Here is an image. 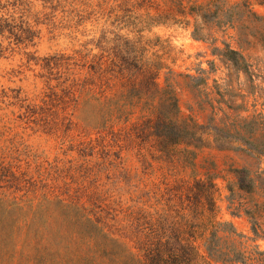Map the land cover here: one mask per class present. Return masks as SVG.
I'll use <instances>...</instances> for the list:
<instances>
[{"label":"rangeland","instance_id":"1","mask_svg":"<svg viewBox=\"0 0 264 264\" xmlns=\"http://www.w3.org/2000/svg\"><path fill=\"white\" fill-rule=\"evenodd\" d=\"M157 3L160 0H0V264H118L107 248L84 235L72 207L41 198L64 182L75 187V178L92 184L94 172L99 188L108 189L112 198L121 193L123 200L134 198L139 191L131 188L127 193V177L121 168L108 170L107 163H100L104 149L121 150V165L131 176L143 175L144 183H148L143 191L152 186L162 189L165 182L173 186L189 177L190 167L171 163L155 149L154 139L141 143L122 137L117 145L103 131L107 144L104 148L102 140H96L101 139L96 130L84 127L80 112H73L72 96L65 90L66 78L70 72L80 79L92 75L91 64L98 60L103 68H113L101 81L107 89L111 85L113 90L118 89L129 79L142 89L152 86L146 71H136L129 77L127 71L118 72V63L111 64L112 50L120 42L118 36L136 40L146 57L161 61L155 83L164 85L169 69L181 74L172 82L182 117L191 116L202 125L213 119L212 124H219L223 111L236 114L228 108L231 104L243 106L237 111L241 118L254 111L264 113V79L234 71L212 51L209 42L191 37V25L183 19L151 20L149 16L162 11ZM256 10L264 12L261 7ZM124 45L121 42L122 48ZM247 53V63L251 64L248 72L264 74V52L256 48ZM187 74L203 77L204 82L191 89L187 84L192 80ZM228 75L230 92L222 97L219 93L224 91ZM205 98L211 99L214 109L202 103ZM203 132L211 142L210 131ZM90 140L94 145L92 154L90 147L85 148ZM138 150L151 152L147 154L150 167L145 169V163L139 161ZM83 152L86 155H81ZM80 163L87 164L88 170L75 173L69 168ZM9 167L19 175L18 181ZM243 167L260 171L264 169V158L239 149L219 150L212 143L196 159L200 175L207 171L217 176L218 209L212 219L229 220L239 231L248 233L246 217L232 214V208L227 207L229 192L225 188L227 181L235 180L230 170ZM180 197L183 201V194ZM179 202L175 198L174 203ZM208 227L200 228L193 237L201 255ZM257 243L264 249V241ZM197 264L218 263L204 255Z\"/></svg>","mask_w":264,"mask_h":264},{"label":"trees","instance_id":"2","mask_svg":"<svg viewBox=\"0 0 264 264\" xmlns=\"http://www.w3.org/2000/svg\"><path fill=\"white\" fill-rule=\"evenodd\" d=\"M157 5L162 11L149 16L151 20L156 22L164 17L179 22L183 19L191 25V37L209 42L212 51L234 71L242 70L248 78L264 79V74L248 72L251 64L247 63L250 58L247 52L256 48L264 52V12L256 10V7L264 9V0H160ZM117 38L120 42L112 50L111 64L117 66L118 63V72L126 74L127 71L129 77L136 71H146L152 86L142 89L127 77V83L121 82L118 89L113 90L114 85L107 89L101 81L113 68H103V62L98 60L91 64L92 75L80 79L70 72L66 78L65 90L72 96L73 112H80L77 117L84 127L96 130L101 138L96 140H102L100 145L104 148L107 144H104L103 131L117 145L122 137L130 141L138 139L141 143L154 139L155 149L167 156L171 163L190 167L189 177L173 186L165 182L162 189L152 186L143 191L148 183H144L143 175L131 176L121 165L124 163L121 150L111 152L104 149L100 163H107L108 170L110 167L121 168L120 172L127 177V193L131 188L134 192L139 191L134 198L123 200L122 193L112 198L108 189L99 188L97 172L93 173L92 184L75 178L72 180L75 187L64 182L58 189L53 187L44 192L41 198L72 207L84 235L107 248L118 264H197V259L204 255L218 264H264V249L257 243L258 240L264 241V169L252 172L245 167L233 168L230 171L235 180L227 181L225 185L229 192L227 207L232 208V214L246 217L248 233L239 231L229 220L212 219L218 209L217 176L207 171L200 175L196 170L198 153L212 143L219 150L239 149L264 158V113L254 111L241 118L237 111L243 106L231 104L228 108L236 114L223 111L219 124H212L213 119L202 125L191 116L182 117L172 82L181 74L169 69L165 73L164 85L160 86L154 78L162 69L161 61L146 57L136 40ZM121 42L125 44L123 48ZM186 76L192 80L187 84L191 89L204 82L203 77ZM228 76L224 91L219 93L222 97L230 92L231 76ZM208 95L206 93V97ZM210 100L205 98L202 103L214 109ZM86 112L90 114L86 115ZM204 129L210 131L211 142L203 137ZM87 143L85 148L90 147L92 154V140ZM147 154L151 152L138 150L136 153L139 161L145 163V169L150 167ZM211 165L216 168L214 162ZM69 168L77 173L89 167L80 163L71 164ZM8 170L18 181L19 175L11 167ZM140 184H143L142 189ZM175 198L180 200L179 204L174 203ZM207 224L201 255L193 237Z\"/></svg>","mask_w":264,"mask_h":264}]
</instances>
